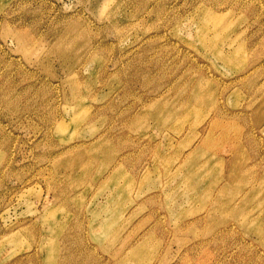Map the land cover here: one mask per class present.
I'll list each match as a JSON object with an SVG mask.
<instances>
[{"label": "rangeland", "instance_id": "rangeland-1", "mask_svg": "<svg viewBox=\"0 0 264 264\" xmlns=\"http://www.w3.org/2000/svg\"><path fill=\"white\" fill-rule=\"evenodd\" d=\"M0 264H264V0H0Z\"/></svg>", "mask_w": 264, "mask_h": 264}]
</instances>
